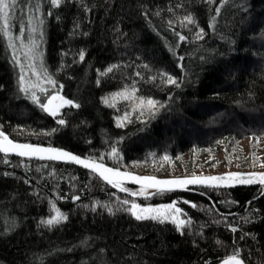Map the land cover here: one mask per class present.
<instances>
[{"label":"trees","instance_id":"1","mask_svg":"<svg viewBox=\"0 0 264 264\" xmlns=\"http://www.w3.org/2000/svg\"><path fill=\"white\" fill-rule=\"evenodd\" d=\"M11 24L14 48L0 31V129L10 138L160 177L202 175L236 161L256 170L264 143V0H62L59 7L17 0ZM40 87L79 107L48 115L30 98L35 92L46 101ZM126 89L156 101L153 112L105 103ZM262 189L135 199L88 170L0 154V264H217L235 250L246 264H264ZM133 201L175 204L191 223L178 230L171 221L136 220L125 210ZM54 208L67 220L41 223L56 216Z\"/></svg>","mask_w":264,"mask_h":264},{"label":"snow or ice","instance_id":"2","mask_svg":"<svg viewBox=\"0 0 264 264\" xmlns=\"http://www.w3.org/2000/svg\"><path fill=\"white\" fill-rule=\"evenodd\" d=\"M61 2L62 0H50V3L53 7H59ZM207 3L213 4L214 0H207ZM16 7H17V0H0V31H3L4 35L8 37L9 46L13 48L15 46L12 44L13 37L10 29L12 27L11 21L14 18V11ZM216 12L217 14L219 13V8L216 9ZM50 14L51 13H49V15ZM185 20L190 24L194 23L191 17H185ZM28 22L30 24L32 23L31 18H29ZM40 23H42V21H40ZM33 31H36V29L33 28ZM22 34L23 33H21V35ZM177 35L180 41H184L185 39H187L183 35H179L178 33ZM197 38H202V30L201 33L197 34ZM29 51H32V49L29 48ZM83 58H84L83 53H81L80 59L83 60ZM28 67L33 68L34 66L32 64H29ZM145 67H147V65H145ZM112 70H113L112 68H109L108 72H111ZM21 71L23 72V66H21ZM42 71L48 83L55 86L56 81L52 80V78L48 76L47 70L42 69ZM137 75H139V73H137ZM162 75L166 76L167 83L174 84L177 87H179L178 82L175 79H173L171 76H167L166 74H162ZM24 79H25L24 75H21L20 82L22 86L20 88V91L27 94L28 88L23 86ZM37 86H38L37 84L29 85V87L31 88H35ZM60 87H62V85ZM40 92L45 94L46 102L41 101L40 97L37 96L35 92L31 93L30 98L32 99L33 103H36L41 108L42 111L46 112L48 115L54 118L60 115V110L66 105L69 107H76V108L79 107V105L74 104L72 100L60 96L59 92H56V94H48V90L44 87H40ZM117 95H124V93H118ZM105 103H108V101L106 100ZM140 103L143 105L145 102L141 100ZM146 104L151 109L156 107L157 102L149 99L146 101ZM126 118H127V114L125 115V119ZM57 123L60 125H64L66 121L63 118H61L57 120ZM9 152H14L17 156H25V157H30L36 154H43V153L55 154L49 156L48 157L49 159H55L57 157H67L71 161L81 163L86 168H91L92 171L98 172L99 177L101 179H103L108 184H111L112 187L119 188V190L122 192H129L128 189L122 186V178L131 179L133 181H140L141 183L146 185V187L157 188V191L159 193H162L165 190L163 187H157L162 185L183 186L189 184H201L210 187L219 186L218 184H214L212 182H226L227 186H231V183L233 182L240 184L259 183L261 185H264V173H229L224 176H208V177L193 176L191 179H175V180H166V181L157 180L154 177L132 176L128 173H121L118 169L105 167L102 163L100 164H97L95 162L88 163L84 160H81L79 157L75 155H72L70 153L58 149L41 148L39 146L32 144L15 143L13 142V140L9 139V137L5 135L3 131H0V153H9ZM113 155H115V149H113ZM39 158H43V156L41 155ZM262 167H264V165H262ZM261 192L262 194H264V189H262ZM143 193H144V189L142 188L141 192L139 193L130 192L129 194L131 196H138V195H142ZM75 199H79V197H76ZM121 203L123 205H128L130 202L128 200H123L121 201ZM184 203H188V201H184ZM192 206L196 207V205H192ZM104 207L107 206L105 205ZM54 210L56 211V216L52 219L41 221V223L46 224L48 226H54L59 224L63 220H67V216L63 215L58 209L54 208ZM108 210L109 212H111V208H109ZM125 210L129 211L136 220H155L160 223H164L170 220L172 223L176 225L178 230L182 229L185 225L191 223V221L189 220L180 219L178 217L177 214H181L182 209L176 207L175 204L159 205L153 207V206H142L133 201L131 202L130 207L126 208ZM236 230L237 229L235 228L232 229L233 232H235ZM224 264H244V261L240 259V252L238 250H235L233 254L228 256V258L224 261Z\"/></svg>","mask_w":264,"mask_h":264},{"label":"water","instance_id":"3","mask_svg":"<svg viewBox=\"0 0 264 264\" xmlns=\"http://www.w3.org/2000/svg\"><path fill=\"white\" fill-rule=\"evenodd\" d=\"M52 94H56V92L52 93ZM60 96H63L64 98H66L64 95L60 94ZM67 99V98H66ZM46 102V101H45ZM67 107L64 106L63 108ZM63 108L61 110H63ZM0 131H3L0 129ZM4 132V131H3ZM5 135H7L9 137V139L13 140V142L15 143H20V144H31V143H26V142H19V141H16L15 139H12L10 138V136L4 132ZM32 145H36V146H39L41 148H54V149H58V150H61V151H64V152H67V153H70L72 155H75L77 157H79L81 160H84L88 163H92V162H95L97 164H100L102 163L105 167H108V168H113V169H118V168H115L113 166H110L109 164H105L104 162L102 161H96L94 159H91L89 157H84L82 155H79L77 153H74L68 149H64V148H60V147H57V146H47V145H39L37 143H33ZM0 154H4V155H8V156H13V157H16V158H25V159H29V160H37V161H50V162H59V163H63V164H69V165H72L74 167H79V168H82L84 170H88L89 172L93 173L97 178H100L99 177V174L98 172H94L91 170V168H86L83 164L81 163H77L75 161H71L69 160L67 157H57L55 159H49L48 157L49 156H52V155H55L53 153H43V154H36V155H33V156H30V157H25V156H17L14 152H9V153H0ZM43 156V158H39L40 156ZM121 173H128L132 176H138V177H154L155 179L157 180H161V181H166V180H175V179H191L193 176H156V175H149V174H145V173H136L134 171H127V170H124V169H121L119 168L118 169ZM229 173H264V170H258V171H252V170H247V171H243V170H237V171H226V173H206L205 175H194V176H198V177H208V176H224V175H227ZM101 179V178H100ZM102 181H104L103 179H101ZM105 182V181H104ZM108 186H111V184H108L107 182H105ZM214 184H218L219 186H216V187H210V186H207V185H201V184H189V185H183V186H180V185H162V186H157V187H163L165 190L164 191H167V192H174V191H184V190H192V189H195V188H202V189H206V188H209V189H231V188H237V187H250V186H255V187H259V186H264V185H261L259 183H254V184H240V183H236V182H233L231 183V186H227L226 182H212ZM135 186V187H140V188H143L144 189V193L142 195H138V196H131L128 192H122L119 190V188H115L118 192H121L125 195H127L128 197L130 198H135V199H142V198H151L154 194L156 193H159L157 191V188H154V187H146V185H144L143 183H141L140 181H133L131 179H125V178H122V186ZM114 188V187H112ZM228 258V257H227ZM227 258H224L222 260H220L219 263L217 264H224V261L227 259ZM243 260V258H240ZM244 261V260H243ZM244 264L245 261H244Z\"/></svg>","mask_w":264,"mask_h":264},{"label":"rangeland","instance_id":"4","mask_svg":"<svg viewBox=\"0 0 264 264\" xmlns=\"http://www.w3.org/2000/svg\"><path fill=\"white\" fill-rule=\"evenodd\" d=\"M118 93H124V95H117ZM115 97V98H114ZM114 98V99H113ZM106 100L108 101V105H110L111 107L116 106V104L122 103V102H128L130 105L134 106V108L139 109L143 112L146 113H151L153 112V110L155 108H149L146 104L147 100L144 99H140L138 97H135V94L132 90L130 89H126V90H120V91H116L115 93H111L108 95V97L106 98ZM143 100L145 103L142 105L140 103V101ZM123 121V119L121 120V118L118 119V124H121ZM250 140L248 137H246V139H244L241 143H240V150L242 151V154L244 155V159L247 157V155L250 153ZM255 158L259 159L260 162H258L256 170L253 171H258V170H264V167H262V165H264V143L260 142L259 144V148L257 149V152L255 154ZM238 161H236V163H231V165L228 167L227 163H221V165L219 167H217L215 170H207L204 173H226V171H237V170H241L240 166L237 164ZM202 174V175H205ZM171 177L177 175L179 176L180 174H178L176 172V170H173V172H171ZM166 176H170L168 174H166ZM138 204V203H137ZM167 205V204H164ZM145 206V205H142ZM159 205H153V207H156ZM177 207V206H176ZM178 217L180 219H182V217H180V214H177ZM170 221V220H169Z\"/></svg>","mask_w":264,"mask_h":264},{"label":"bare ground","instance_id":"5","mask_svg":"<svg viewBox=\"0 0 264 264\" xmlns=\"http://www.w3.org/2000/svg\"><path fill=\"white\" fill-rule=\"evenodd\" d=\"M253 171V170H252Z\"/></svg>","mask_w":264,"mask_h":264}]
</instances>
